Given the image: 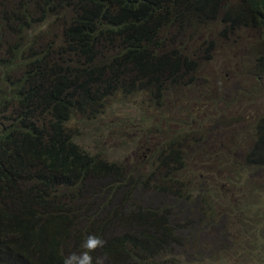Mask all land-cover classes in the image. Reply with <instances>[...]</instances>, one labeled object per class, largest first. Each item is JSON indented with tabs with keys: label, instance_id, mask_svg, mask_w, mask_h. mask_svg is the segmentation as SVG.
<instances>
[{
	"label": "trees",
	"instance_id": "1",
	"mask_svg": "<svg viewBox=\"0 0 264 264\" xmlns=\"http://www.w3.org/2000/svg\"><path fill=\"white\" fill-rule=\"evenodd\" d=\"M242 18L213 0H0V264H63L89 234L105 264H264V96L225 134L234 153L192 112L211 79L199 57L242 25L256 24L264 77V0ZM115 104L139 112L134 161L71 126Z\"/></svg>",
	"mask_w": 264,
	"mask_h": 264
},
{
	"label": "rangeland",
	"instance_id": "2",
	"mask_svg": "<svg viewBox=\"0 0 264 264\" xmlns=\"http://www.w3.org/2000/svg\"><path fill=\"white\" fill-rule=\"evenodd\" d=\"M235 38L238 43L227 46V50L224 53L216 49L219 52L215 57H211L206 53L199 57V61L206 69L205 74L211 75V79L203 86L204 99L200 100L195 108H192L195 116H199L202 119L196 122L198 135L201 133L204 138V134L207 136L212 134L218 143L224 147L225 151L226 149L233 150L234 148L233 153L238 147L234 146L231 148L228 143L225 145V134L230 129L248 128L254 117L255 108L258 107L259 98L264 96V77H258L254 72L247 75L245 72L247 66L254 64L255 54L260 42L258 32L254 31L251 27H247L243 29L241 36H236ZM226 44L223 43L218 46L222 47ZM259 69L262 70L261 67ZM138 98L139 96L136 97V100ZM130 114H139L134 104L132 106L126 105L122 108L118 104H115L98 119H88L87 122L89 123L74 120L71 126L83 133L77 141L85 147L93 151L97 149V152L110 154L112 159L118 161L127 159L131 155L129 159L134 161L136 156L133 153L137 150V144L131 136L134 134L132 131L137 129V124ZM119 116H123V122L113 121L114 119L118 120ZM238 117H244V120L236 122L234 118ZM98 125L102 126V130L97 129ZM89 130L93 132L87 134ZM222 131H224V134L221 133ZM246 137V134L240 135L242 141ZM203 141L202 148L207 153L211 152L210 139L205 138ZM263 170V168L256 167L252 171L261 172L256 174L257 179L255 181L259 182L262 186L264 184ZM236 172L237 170L232 173L236 174ZM217 187L222 191L220 192L221 195L225 196L223 190L228 188L227 180L224 183L218 184ZM237 188L239 189L237 196H239L244 187L237 186ZM258 201L264 208V194L258 196ZM251 241L248 239L247 244H250ZM262 259H264V255ZM191 263H194V261H191ZM196 264L233 263L229 261H215L214 258H201L200 260H196ZM240 264L256 263L251 262L247 258L245 261H241Z\"/></svg>",
	"mask_w": 264,
	"mask_h": 264
},
{
	"label": "clouds",
	"instance_id": "3",
	"mask_svg": "<svg viewBox=\"0 0 264 264\" xmlns=\"http://www.w3.org/2000/svg\"><path fill=\"white\" fill-rule=\"evenodd\" d=\"M211 1V0H209ZM214 2H219L223 5H228L232 6L236 9L237 13L239 14L240 20L244 21L242 18V11L243 8L248 4L250 1L253 4V0H213ZM242 31L244 28L247 27H254V31L257 29L256 24H252L250 26H240ZM219 51H217L215 48L212 50V54L210 55L213 57L214 55L216 56ZM223 51L222 53H224ZM259 56V47L258 50L255 54V58ZM261 67L256 59H254V64H250L249 66L246 67V74L250 75L251 73H255L257 76L261 75L263 72V68L261 67L262 70L259 69ZM107 241L102 238L101 236L97 234H89L85 240L81 244V248L83 251L80 252H72L71 254L67 255L63 259V264H105V257H94L92 253H94L98 248H103L105 247Z\"/></svg>",
	"mask_w": 264,
	"mask_h": 264
}]
</instances>
